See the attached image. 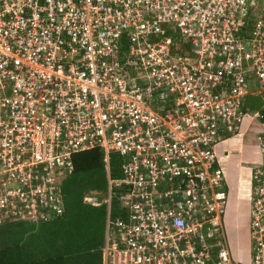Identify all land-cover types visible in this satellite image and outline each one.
I'll use <instances>...</instances> for the list:
<instances>
[{
	"label": "built area",
	"instance_id": "1",
	"mask_svg": "<svg viewBox=\"0 0 264 264\" xmlns=\"http://www.w3.org/2000/svg\"><path fill=\"white\" fill-rule=\"evenodd\" d=\"M254 79L264 90V0H0V227L63 218L75 156L99 149L102 264H264V161L244 263L217 154L264 120L246 109Z\"/></svg>",
	"mask_w": 264,
	"mask_h": 264
},
{
	"label": "trees",
	"instance_id": "2",
	"mask_svg": "<svg viewBox=\"0 0 264 264\" xmlns=\"http://www.w3.org/2000/svg\"><path fill=\"white\" fill-rule=\"evenodd\" d=\"M89 157H96L98 160L103 156L99 149L90 150L80 153L75 156V173L65 183L64 193L66 200V214L63 218L46 224L39 225L57 226L56 229L50 232L52 238L47 243L45 256L41 258H34L32 251H27L26 248H19L17 243L12 244L16 253H11L8 250V243L5 242L0 245V264H102V256L100 246L103 242L107 205L105 207L96 208L90 205H82V199H79L81 209L73 213L69 217V200L71 198L74 187L78 188L79 184L86 185L89 181H94L95 171H88L86 178L83 176L80 179L79 166H83L85 159ZM111 173L112 175L119 174L120 159L117 155L111 157ZM107 188V179L105 171V163L102 175L99 180ZM115 201L111 203V209L116 207ZM32 225L24 223H10L6 224L0 229L4 232L11 231L12 235L17 234L16 230L26 229ZM12 229H15L14 231ZM62 240V245H58V241ZM13 239L12 241H15Z\"/></svg>",
	"mask_w": 264,
	"mask_h": 264
},
{
	"label": "rangeland",
	"instance_id": "3",
	"mask_svg": "<svg viewBox=\"0 0 264 264\" xmlns=\"http://www.w3.org/2000/svg\"><path fill=\"white\" fill-rule=\"evenodd\" d=\"M260 88V86H259ZM257 101V100H256ZM264 102H258L255 105V109H250L249 112L253 114L256 111L262 110ZM264 109V108H263ZM250 154L243 153L242 158L248 160ZM250 160V158H249ZM83 166H79V178L83 176L86 178L88 171H95L94 181H89L86 185L79 184L78 188L74 187L72 190L71 198L69 200V217L78 212L82 205H90L96 208L105 207L107 205L108 215V204L107 199V188L99 179L104 169V157L99 160L96 157H89L84 160ZM248 164V163H245ZM235 177V176H234ZM247 192L245 193L244 199L240 203H236L234 198L229 195V205L225 215V225L227 241L230 248V252L235 259H239L241 262H248L250 258L249 251V206L247 199ZM79 199H82L81 206ZM231 200V201H230ZM117 211L116 207L111 209L112 214ZM57 226H29L28 228L16 230L17 234L12 235V232H4L0 229V245L5 242L8 243V250L15 254L16 250L12 247V244L17 243L19 248H26L27 251H32L34 258H41L45 256V250L47 249V243L52 236L50 232L56 229ZM106 228V224H105ZM13 231L15 229H12ZM105 233V232H104ZM16 239L15 241H12ZM63 241L60 239L58 245H62Z\"/></svg>",
	"mask_w": 264,
	"mask_h": 264
},
{
	"label": "crops",
	"instance_id": "4",
	"mask_svg": "<svg viewBox=\"0 0 264 264\" xmlns=\"http://www.w3.org/2000/svg\"><path fill=\"white\" fill-rule=\"evenodd\" d=\"M256 100L258 102H264V90H260L259 84L254 79L251 80L250 92L246 101V109H255V105L257 104ZM263 127L264 120L248 117L244 121L243 133L241 136L229 139L217 147V154L225 172L230 199L233 197L236 203H240L247 192L248 213L250 212L252 183L251 169L253 164L264 161V155L258 152L256 146V135ZM243 153L250 154V156L247 157V161L242 158Z\"/></svg>",
	"mask_w": 264,
	"mask_h": 264
}]
</instances>
